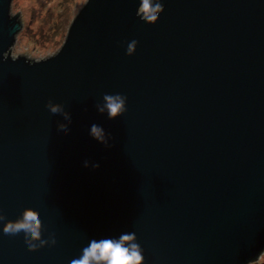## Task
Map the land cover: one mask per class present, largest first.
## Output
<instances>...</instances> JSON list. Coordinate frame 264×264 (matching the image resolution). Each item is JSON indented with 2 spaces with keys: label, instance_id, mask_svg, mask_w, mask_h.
Returning <instances> with one entry per match:
<instances>
[{
  "label": "water",
  "instance_id": "1",
  "mask_svg": "<svg viewBox=\"0 0 264 264\" xmlns=\"http://www.w3.org/2000/svg\"><path fill=\"white\" fill-rule=\"evenodd\" d=\"M0 0V264H252L264 251V0H85L12 56Z\"/></svg>",
  "mask_w": 264,
  "mask_h": 264
},
{
  "label": "rangeland",
  "instance_id": "2",
  "mask_svg": "<svg viewBox=\"0 0 264 264\" xmlns=\"http://www.w3.org/2000/svg\"><path fill=\"white\" fill-rule=\"evenodd\" d=\"M85 0H11V14L18 13L21 29L15 35L10 47L12 56L25 55L28 58H42L54 53L63 39L60 33L47 38L46 33L60 24L61 11L66 7L68 22ZM55 23V24H54ZM252 264H264V251L261 259Z\"/></svg>",
  "mask_w": 264,
  "mask_h": 264
},
{
  "label": "trees",
  "instance_id": "3",
  "mask_svg": "<svg viewBox=\"0 0 264 264\" xmlns=\"http://www.w3.org/2000/svg\"><path fill=\"white\" fill-rule=\"evenodd\" d=\"M65 12H66V7H64L62 9L61 14L59 15L60 16L59 18H61L60 24L58 25V24L54 23L55 25L53 27V30L50 33H48V32L46 33L47 38H50V37L52 38L57 33H60L62 35V39H63V37L65 36V32H66L67 26L69 24L68 19L65 17L66 16ZM260 259H261V256H260V258L257 261H259Z\"/></svg>",
  "mask_w": 264,
  "mask_h": 264
}]
</instances>
